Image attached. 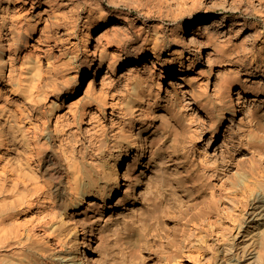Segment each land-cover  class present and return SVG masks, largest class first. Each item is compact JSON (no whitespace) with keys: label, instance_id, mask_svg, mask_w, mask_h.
I'll list each match as a JSON object with an SVG mask.
<instances>
[{"label":"bare ground","instance_id":"6f19581e","mask_svg":"<svg viewBox=\"0 0 264 264\" xmlns=\"http://www.w3.org/2000/svg\"><path fill=\"white\" fill-rule=\"evenodd\" d=\"M148 1L0 0V264H264V39L244 55L243 21L175 30ZM179 94L216 110L218 161Z\"/></svg>","mask_w":264,"mask_h":264},{"label":"rangeland","instance_id":"374dc122","mask_svg":"<svg viewBox=\"0 0 264 264\" xmlns=\"http://www.w3.org/2000/svg\"><path fill=\"white\" fill-rule=\"evenodd\" d=\"M163 1H162L163 5L162 3L161 4L155 3L154 6H153V2L148 1L147 3H144V4H147L146 5L147 8L149 7L148 8L150 10L149 16L151 15L147 19L149 18L157 19V20L159 19L163 23V25H173L175 27V30H177L180 24L191 23V26H192V24L196 22L197 18L210 13L213 16L212 20H213L214 25L219 23V24H224L223 26L227 27L230 25L231 19L237 20V21L238 20L243 21V24L241 28L239 29V31L230 33L231 42H229L231 46H233V44H237L238 46H240V44L243 45V47L241 46L238 47L240 49L241 54L250 55L253 52L252 50H254L257 46L262 44V39H264V36H262L264 35V20H263L264 19L263 18L264 17L263 15L264 13V5H263L264 2L263 1L264 0H260V1L259 0H235V2L233 0H230V2L229 0L228 1L214 0V4H210L209 2L210 0H186V2L185 0H182V1L181 0H163ZM180 2H183V3H180ZM150 4L152 5V7L150 6ZM156 4L158 5L155 6ZM114 7H115L114 5H109V8L111 9H113ZM119 7L127 8V5H125L124 3H121ZM150 7L152 8V10ZM258 9L261 11H259ZM135 10L136 9H133V11ZM139 14H140V8H139ZM224 14L225 16L221 17ZM144 18L145 16L141 15V20ZM141 20H139V22ZM81 26H82L81 21H79L77 31L75 33H72V35L70 36L72 42L74 41L76 42L79 40L82 34L81 33L82 28H83ZM218 28L220 29L221 27H218ZM97 33L98 31L96 30L93 33V36L96 37ZM257 33L261 34V35L258 34L260 37L257 35ZM167 35L169 37L171 36L170 34H167ZM139 42L141 43L140 38H139V41L133 40L129 42L126 45L127 48H125L126 47L125 46L124 49L121 51V53L123 54L122 56L130 58V56H132L135 50L138 48V44L140 48L141 44ZM32 43H34V41L30 42V44ZM230 45L228 46L230 47ZM175 48H176V45L174 49ZM171 51L167 50V52L162 55V58L163 59L169 58L171 56ZM201 53L203 54V56L205 55L204 50H202ZM182 60L184 61V59ZM177 67H178V62L177 64L171 66V68H175V69ZM217 67L223 70L229 67L234 68V64L224 63ZM125 70H126V67L118 68L116 69V74H121ZM239 75L243 77L241 72H239ZM155 79L158 81V83H160V90L155 89L157 90L160 96L159 100L161 101V100H164V98L169 97V98H172V100L176 101L174 97L175 96L174 91L171 86L172 83L174 82L173 80H177L176 74L174 76L173 75L168 76V74L164 73L163 75L160 76L159 69H157L155 73ZM252 80L253 79H249L248 82L250 83ZM124 82L125 81H123V79L121 78L118 79V81L114 84V88L119 89L118 91L122 89L124 90V88L126 87L124 86L125 85ZM99 86H100V83L96 85V88H99ZM152 87L155 88L154 85ZM209 92H211V90H209ZM179 96H181L180 97L181 102L185 99L182 102V104L184 103V105L188 106L186 107V112L191 114L195 118V119L194 118L192 119L193 120L192 125H194L193 126L194 129L196 128L195 130L197 131V135H198L197 146L199 150L208 160L218 161L219 154H220L219 150L220 148L223 147V143H224L223 140L226 139L228 133L225 132L226 133L225 135V133L223 132V129L218 127L217 121L215 119L216 110L212 109L208 112H200L194 107V105L190 103L189 104L185 103L188 99H190L188 98L189 94L188 95L186 94L185 96L182 94H179ZM211 97L213 100V104L216 105L217 100H218L217 94L211 93ZM248 97L250 98L251 96L248 95ZM70 100H71V97L66 98L64 104L67 105L70 102ZM107 116L108 115H106L105 118H103V116H100V119L102 118L101 122L103 121L102 123H105L104 121H106ZM244 120L247 121L248 118H245ZM228 124H229V127H228L229 131H231L232 129L238 130L236 127L237 121H233V122L229 121ZM237 132L240 133L242 131H237ZM216 158L218 159L216 160Z\"/></svg>","mask_w":264,"mask_h":264}]
</instances>
